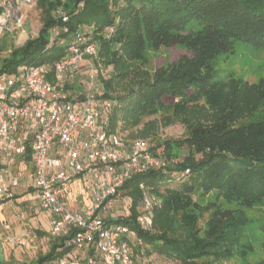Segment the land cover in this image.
<instances>
[{"label":"trees","instance_id":"16d2710c","mask_svg":"<svg viewBox=\"0 0 264 264\" xmlns=\"http://www.w3.org/2000/svg\"><path fill=\"white\" fill-rule=\"evenodd\" d=\"M58 23L72 31L87 27L99 43L98 76L104 94L114 100L113 131L134 128L163 109L172 113L167 123L178 119L186 126L183 138L150 142L153 150L165 144L170 155L177 154L171 148L186 146L184 159L166 155L165 168L134 174L121 187L122 198L131 201L128 210L108 217L135 231L128 240L136 256L143 260L142 254L157 253L177 264H225L246 251L239 239L244 217L220 207L219 200L264 208V79L220 77L215 59L234 52L237 39L264 48V0H47L38 34L22 45L0 47V71L64 56L65 44L49 45V28ZM170 45L187 52L150 71L148 50ZM186 168L190 174L178 179ZM142 183L161 196L148 229L137 222ZM197 191L204 198L211 193L207 205ZM66 238L53 237L36 264L66 253Z\"/></svg>","mask_w":264,"mask_h":264},{"label":"built area","instance_id":"2783aa9c","mask_svg":"<svg viewBox=\"0 0 264 264\" xmlns=\"http://www.w3.org/2000/svg\"><path fill=\"white\" fill-rule=\"evenodd\" d=\"M36 2L0 0V37L12 33L17 42L26 33L27 14ZM58 14L69 20L65 12ZM87 30L54 24L49 45L65 44L64 56L22 64L14 76L0 71V156L6 165L30 157L32 169L26 175L38 192L41 211L49 217L50 233L67 237L64 247L69 250L43 264H146L129 243L135 231L110 223L108 217L114 216V203L123 199L121 187L129 178L165 168L168 158L149 141L125 140L110 128L114 100L104 94L97 68L99 43ZM189 174L186 168L177 178ZM24 175L9 167L0 172V197L11 196ZM78 176L85 177L90 194L81 211L70 209L59 193L62 183ZM140 186L145 191L137 222L148 229L161 199L143 183Z\"/></svg>","mask_w":264,"mask_h":264},{"label":"rangeland","instance_id":"374dc122","mask_svg":"<svg viewBox=\"0 0 264 264\" xmlns=\"http://www.w3.org/2000/svg\"><path fill=\"white\" fill-rule=\"evenodd\" d=\"M47 7V0H37L35 7H33L28 12V17L26 21V33H23L21 37H18V41L15 42L14 36L12 33H5L0 37V47H13L22 45L25 40L29 37V35H37L39 29L43 23L44 17V8ZM84 30L87 27L83 28ZM187 50L183 46L170 45V46H162L158 49L150 48L148 50V54L151 58V62L149 65L150 71H154L155 68L161 66L165 63L172 62L182 57ZM215 66L218 69V76L223 77L232 73L237 77H242L243 79L248 80L249 82H257L261 78L264 79V48L256 47L249 42H246L242 39H237L235 41V50L234 52H222L215 59ZM17 69H21V65L17 67ZM17 70L10 73V76H14ZM112 71V66L105 67L103 69V74L107 77ZM172 115L167 109H163L162 111L146 116L143 122L134 127L123 129L122 136L125 140H136V139H144L149 142L155 143L164 142L166 140H177L179 138H183L186 135V126L183 122L176 119L172 123L166 122V117ZM146 123V124H145ZM145 135H142V132ZM174 154H168L165 150V144H161L160 147L155 148V151L158 153H162L165 156H179L180 160L184 159V155L187 154L188 148L184 146L182 149L178 150L177 148H171ZM179 153V154H178ZM184 154V155H183ZM201 154H198L200 157ZM173 186H181V182H176ZM79 193L86 195L87 191L83 183H81L79 188ZM158 195V194H157ZM200 191L196 192L197 199L203 203V205H207L209 200L211 199V193H207L205 198L200 197ZM161 199V196L158 195ZM26 200L24 198H19L15 203L7 204L6 210L10 213L16 214L23 211L25 213V218L20 221L15 220L14 224L24 225L26 222H31L33 225L38 226V218L34 215H31L28 210L25 209V204L23 201ZM129 197H124L123 199H117L115 201V209L114 215H118L119 213H124L128 210V205L130 203ZM220 207L224 209H230L232 212L240 213L244 217V227L240 234V242H242L245 246L244 249L246 251H240L237 256L233 259L227 260L225 264H254L255 262L264 259V208L260 204H254L252 206H246L239 202H228L225 199L221 198L219 200ZM47 225L49 227V221L47 220ZM32 231H38L34 226ZM18 232L13 229H6L2 231V237L0 238V261L3 262V253L2 247L3 244L1 242L2 238H15ZM41 236L43 239H46L44 243H40V246L37 248L29 245V249H36L38 253H42L43 249L48 247L50 244L49 235L44 237V234L38 233V240H40ZM51 239V238H50ZM3 240V239H2ZM49 241V242H48ZM37 243V241H35ZM35 242L31 244L34 245ZM11 243V242H10ZM31 246V247H30ZM7 250L10 249V244L6 245ZM8 252V251H6ZM143 261L146 264H177L175 260L172 258L162 256L157 253L150 254H142ZM36 261H33L32 264H36ZM10 264H15L13 261Z\"/></svg>","mask_w":264,"mask_h":264},{"label":"crops","instance_id":"0c3cea01","mask_svg":"<svg viewBox=\"0 0 264 264\" xmlns=\"http://www.w3.org/2000/svg\"><path fill=\"white\" fill-rule=\"evenodd\" d=\"M7 167L14 171L22 170L25 175L22 178L20 185L14 189L11 196L0 197V238L2 237L3 230L15 228L18 232L14 241H7L6 238H2L3 240L1 239L3 244V263L10 264V262L13 261L15 264H32L33 261L37 262V259L41 254H45L50 250L51 239L53 236L50 233L49 217L46 213L41 211L38 192L26 175L27 172L32 169L30 157L23 161L20 158H14L12 164L6 165L5 159L0 156V172H4ZM81 183L85 186L87 191L86 195L79 193ZM59 193L66 199L69 208L72 210L81 211L90 202L89 189L87 188V181L84 176H78L66 183H62L59 186ZM24 197L26 199L23 201L25 209L28 210L31 215H34L39 219L38 226L33 225L31 222H26L24 225L14 224L15 220L20 221L25 218V213L21 211L20 213L13 214L6 210L7 204L15 203L19 198ZM47 220L49 221V227L47 225ZM33 226L37 228L38 231H32L30 228ZM38 233L44 234V237L49 235L51 238L47 239L50 240V244L47 248L45 247L43 249L42 253H38L36 249H29V245L37 248L40 246V243L45 242L46 239H43V236L38 240ZM23 238L24 240L21 242L20 239ZM35 241H37V243ZM32 242H35L34 245L31 244ZM7 244H10L9 250L6 248Z\"/></svg>","mask_w":264,"mask_h":264}]
</instances>
